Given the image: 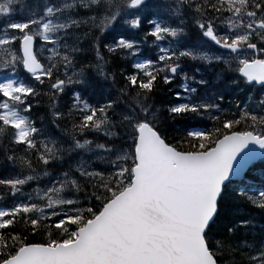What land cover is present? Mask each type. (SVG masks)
<instances>
[{
    "label": "snow or ice",
    "instance_id": "obj_1",
    "mask_svg": "<svg viewBox=\"0 0 264 264\" xmlns=\"http://www.w3.org/2000/svg\"><path fill=\"white\" fill-rule=\"evenodd\" d=\"M257 161L264 0H0V264H264Z\"/></svg>",
    "mask_w": 264,
    "mask_h": 264
},
{
    "label": "trees",
    "instance_id": "obj_2",
    "mask_svg": "<svg viewBox=\"0 0 264 264\" xmlns=\"http://www.w3.org/2000/svg\"><path fill=\"white\" fill-rule=\"evenodd\" d=\"M109 43L111 42V39L109 38ZM201 44V41H199L195 36H190L188 39V44H197L199 43ZM82 46L85 48V52L81 53V57H87L89 60L94 59V51H88V49L90 48V45L87 41H81ZM104 55L108 58L109 60V70L111 71H115L117 74V78L119 79V73L121 70H129L130 69V64H131V60L130 59H125L123 56H112L110 54L107 53L106 49L104 50ZM41 58V57H40ZM141 58H151V59H155V49L152 48H147L145 47L141 53ZM41 59H44L43 57ZM189 65H193L194 62H192L191 60L188 61ZM203 67L207 70L206 71V76L214 83V84H218L219 86H223V80H225L227 78V76L231 75V73H220L219 69H215L213 70L212 68H210L208 65H203ZM180 83H183V81L181 80ZM172 88L175 90H179V87L176 83H174L172 85ZM229 99L230 101H236V102H240L242 100H244L246 98V93L242 92L238 89H234L229 91L226 94V99ZM170 99H172L171 97V93L168 89V86H164L161 83L160 88L158 89V91L156 92L155 96H154V101L156 103V107L160 108L163 112V109L167 107L166 102L169 101ZM225 99V100H226ZM231 104V103H230ZM232 106V105H231ZM47 111V98H45L44 103L35 110L34 115L38 118V120L40 118H43L45 112ZM162 120H163V116H162ZM195 123V122H192ZM163 126V125H162ZM205 126H207L209 129H211L212 124L211 122L205 121L201 124L198 125V127L200 128H204ZM53 131L56 132V134L58 133V130L53 128ZM171 135H175V132H173ZM169 139L171 140V137H169ZM130 143V141H129ZM176 146L184 151H188L189 150V145L187 143L184 144H176ZM254 173L258 176L259 171L262 172V176L264 177V167L260 168V166L255 167L254 168ZM251 171L248 172V176L250 175ZM240 211H245L244 209H241ZM253 215L255 216V220L257 222V226L259 227V224L261 222V217L260 215L256 212V210H253ZM39 241H44L46 242L47 240V233L45 232L43 235L39 236L36 238Z\"/></svg>",
    "mask_w": 264,
    "mask_h": 264
},
{
    "label": "bare ground",
    "instance_id": "obj_3",
    "mask_svg": "<svg viewBox=\"0 0 264 264\" xmlns=\"http://www.w3.org/2000/svg\"><path fill=\"white\" fill-rule=\"evenodd\" d=\"M26 2H30V0H26ZM198 44H200V42L198 43ZM191 45H193V43L191 44ZM148 48V47H147ZM149 49V48H148ZM229 99L227 98L226 100H225V104H224V107L225 108H230L231 107V104L229 103Z\"/></svg>",
    "mask_w": 264,
    "mask_h": 264
},
{
    "label": "rangeland",
    "instance_id": "obj_4",
    "mask_svg": "<svg viewBox=\"0 0 264 264\" xmlns=\"http://www.w3.org/2000/svg\"><path fill=\"white\" fill-rule=\"evenodd\" d=\"M193 45L199 46L200 44L197 43V44H193ZM39 47H40V44H39ZM46 55H48V54L45 53L44 55H40V57H41V58H42V57L45 58ZM258 163H259V162H258ZM253 183L256 184V180H253Z\"/></svg>",
    "mask_w": 264,
    "mask_h": 264
}]
</instances>
